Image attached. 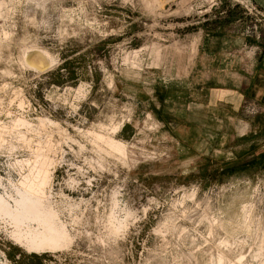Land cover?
<instances>
[{
  "label": "rangeland",
  "instance_id": "rangeland-1",
  "mask_svg": "<svg viewBox=\"0 0 264 264\" xmlns=\"http://www.w3.org/2000/svg\"><path fill=\"white\" fill-rule=\"evenodd\" d=\"M218 3L0 0V192L30 157L24 139L51 142L50 203L69 234L36 253L3 225L0 264H264V110L155 104L185 76ZM93 133L126 143V156Z\"/></svg>",
  "mask_w": 264,
  "mask_h": 264
},
{
  "label": "crops",
  "instance_id": "crops-1",
  "mask_svg": "<svg viewBox=\"0 0 264 264\" xmlns=\"http://www.w3.org/2000/svg\"><path fill=\"white\" fill-rule=\"evenodd\" d=\"M250 1L264 11V0ZM218 5L219 9L214 8L217 10L212 11L211 7L206 10L205 26L193 61L185 76L176 82L177 88L174 82L170 83L169 97L162 90H155V104L160 114L168 109L163 107L165 104L171 103L173 107L175 99L184 101L185 110L191 113L195 108L208 113L211 106L221 105L238 114L245 102L258 104L264 110V23L256 20L254 24L231 0H219ZM245 43L260 47L257 58L247 60L242 55L231 54ZM195 90L202 94L200 101L195 99ZM254 122L257 126V116ZM245 126L251 128L252 121Z\"/></svg>",
  "mask_w": 264,
  "mask_h": 264
},
{
  "label": "bare ground",
  "instance_id": "bare-ground-1",
  "mask_svg": "<svg viewBox=\"0 0 264 264\" xmlns=\"http://www.w3.org/2000/svg\"><path fill=\"white\" fill-rule=\"evenodd\" d=\"M13 124L15 127L25 125L30 127V122L24 118H17ZM113 129L118 131L120 125ZM3 134L0 131V147L6 142ZM93 135L98 141L104 142L110 151L126 156V143L123 141L108 134L93 133ZM27 139H24V142L30 151V157L15 160L19 180L15 182L10 178L2 185L0 228L4 225L5 229H9L12 240L31 252H50L67 246L69 235L50 203V187L55 165L54 157H51L50 152L54 145L51 142L45 144L38 142L39 144L34 146L30 143V139Z\"/></svg>",
  "mask_w": 264,
  "mask_h": 264
},
{
  "label": "built area",
  "instance_id": "built-area-1",
  "mask_svg": "<svg viewBox=\"0 0 264 264\" xmlns=\"http://www.w3.org/2000/svg\"><path fill=\"white\" fill-rule=\"evenodd\" d=\"M241 4H244L245 9L256 18L257 21L264 23V11L259 9L253 2L250 0H242L240 2Z\"/></svg>",
  "mask_w": 264,
  "mask_h": 264
}]
</instances>
